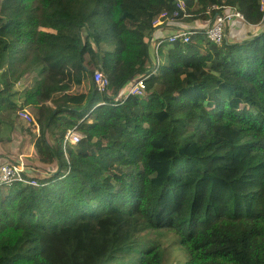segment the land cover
<instances>
[{"label": "trees", "instance_id": "trees-1", "mask_svg": "<svg viewBox=\"0 0 264 264\" xmlns=\"http://www.w3.org/2000/svg\"><path fill=\"white\" fill-rule=\"evenodd\" d=\"M221 5L260 31L163 42L143 94L120 97L153 69L145 41L172 0H0V144L19 119L6 111L39 105L24 164L42 166L36 186L0 190V264H167L168 236L183 264H264V17L259 0H186L187 17L208 23ZM72 52L67 69L85 81L101 62L109 86L41 104L71 88L47 64ZM71 130L82 138L64 146Z\"/></svg>", "mask_w": 264, "mask_h": 264}, {"label": "built area", "instance_id": "built-area-1", "mask_svg": "<svg viewBox=\"0 0 264 264\" xmlns=\"http://www.w3.org/2000/svg\"><path fill=\"white\" fill-rule=\"evenodd\" d=\"M260 2V11L264 17V0H259ZM172 6L174 8L172 16H169L166 11H162L152 20V28H158L162 25H165L167 22L185 19L187 17V7H186V0H172ZM211 9H217L216 7H211ZM210 9H207V13ZM239 19L243 20L242 16L234 11V10H227L223 11L220 14H215L213 18L208 21V27L205 31L201 34L204 39L210 43L215 45H220L222 43L224 32L226 29L227 24L233 20ZM195 35L193 31L187 32H179L175 33L172 36L168 37L166 41L169 44L176 43L177 41L181 43H189L191 41V37ZM163 41H159L156 46L161 45ZM145 44L147 47L150 45V41L146 40ZM154 47V50H157V47ZM160 65L159 57L156 53H154V61H153V69L151 70L149 75L142 79H138L132 84H130L126 90V96H135V95H142L145 89L144 80L148 78L150 75L156 73L158 67ZM90 81L93 85H95L97 91L102 93L106 90L109 86L108 78L102 72L101 69L96 70L90 76ZM38 108L39 105H31L24 109H19L15 111V116L18 117L20 120L25 122L26 124H31L37 126L38 122ZM81 139V136L75 133L73 130L67 131L64 135V144H77ZM18 162L12 163H5L0 165V190L4 188L10 187L14 183H20L22 185H31L36 186L37 183L33 179H28L24 177L25 174L24 164L21 159H18Z\"/></svg>", "mask_w": 264, "mask_h": 264}, {"label": "rangeland", "instance_id": "rangeland-1", "mask_svg": "<svg viewBox=\"0 0 264 264\" xmlns=\"http://www.w3.org/2000/svg\"><path fill=\"white\" fill-rule=\"evenodd\" d=\"M181 20H183V19H181ZM207 27H208V24H206L205 28H203V29L205 30ZM259 31H260L259 27L257 28V31H255V32L252 29H249V33L244 39L248 38L249 36H252L254 33H258ZM229 38H233V36L231 34H229ZM154 53H155V51L153 50V52H152L153 56H154ZM61 57L62 56L58 55L54 60H52V59L50 60L49 65L47 64L48 73L50 75H54V79L56 81H58V83H55V82H53V83L56 84L57 86L62 85L60 87H66L68 84L71 85V87L73 86L68 91H66L64 93V95L72 94V95H75V96L81 98L80 96L82 94H85V92H87L91 88L89 78L87 76V79H85V81H84L83 79H84V77H86L85 73H83L81 71L74 72L70 69H67V66H69L73 62H75L73 59V58H75V54L73 52L66 55L67 58H64V57L61 58ZM65 59H66L67 63L64 62ZM58 60H61V61H58ZM62 62H63V64H62ZM84 63L85 62H83V64ZM36 72H37V70H35V72H33L34 75L36 74ZM32 79H33V74H31L28 77V80L26 83L30 84L32 82ZM82 81H84V82H82ZM19 87H20V83L17 84V88H19ZM123 93L124 92H122L120 94V95H122V97L124 96ZM16 104H19V103H16ZM6 112H8V111H6ZM7 115L8 114H5L4 117H6ZM2 118L3 117H1V119ZM29 125L30 124H26L25 122H23L20 119H17L16 123L14 122V127H13L12 133L10 135V142L9 143L5 142L4 144H0V155H1L0 156V165L7 163V159H10L13 161H16V159H17L16 162H18L19 161L18 157L25 155V154H22L23 152L21 151V149L25 145H26V147L24 149L26 152H28V154H26L25 157L30 156L29 152L31 150H30V148H28V144H30L33 139L35 140V136H34V133L32 130H35L37 128L32 126V125L31 126H29ZM75 133H77V132L75 131ZM37 134H38V132H37ZM77 134L80 135L79 133H77ZM23 159L25 160L26 158H23ZM23 159H21L22 162H23ZM30 161H31V168L28 169L24 166L25 174H23L28 179L31 177H34V174L32 172L34 170V168H35L34 172H37L40 170L39 168L42 167V166H39V163L37 160L30 159ZM239 188H242V187L237 186V185H233L231 188L226 189L225 194H232V199L235 198V196L236 197L239 195L242 196L243 198H241V199L237 197V205H238L237 207L241 210H246L250 207V203H249V201H247L246 192L239 190ZM222 201L229 209H231V207H233V201H231V199L225 198ZM171 239H173V238L168 236V237H165L161 240V242L164 244H170V247L168 250V254H169L170 258H168L167 264H183L184 263V255L177 248V246L175 244H173V240H171Z\"/></svg>", "mask_w": 264, "mask_h": 264}, {"label": "crops", "instance_id": "crops-1", "mask_svg": "<svg viewBox=\"0 0 264 264\" xmlns=\"http://www.w3.org/2000/svg\"><path fill=\"white\" fill-rule=\"evenodd\" d=\"M221 8L219 9V11L222 10V8H225L224 11H227L228 9L224 6V5H221L220 6ZM192 10V9H191ZM206 24H208L207 22L206 23H201V21H199L198 18H192V15H189L187 18L183 19V20H175V21H170V22H167L165 25H162L158 28H155L152 30V33L151 35H149L150 37L147 39L150 41V45L148 46V56H149V63L147 64L146 68L148 69V71H150V69L152 68V65H153V61H154V56L152 54L153 50H154V47L156 46V44L159 42V41H163V42H167L166 39L170 36H172L173 34L175 33H179V32H187V31H203L206 26ZM140 26H144L145 25V22H141L139 24ZM259 26H255V25H248L246 23H244V21L242 20H239V19H233L231 20L227 26H226V29H225V39L228 40L229 42L231 43H235V42H241L242 40H244V38L248 35L249 33V29H252L254 32L257 31V28ZM260 28V27H259ZM229 34H231L233 36V38H229ZM255 34V33H254ZM124 42L125 44L128 43V40H127V37L124 38ZM162 42V43H163ZM157 49H159L160 45L156 46ZM155 51V50H154ZM164 52V51H163ZM156 53V52H155ZM59 61V60H58ZM159 61H160V65L165 61L164 57H159ZM117 61L114 62V64H116ZM85 69H88L86 66H84ZM98 68L102 69V71L106 72V68H104V65L103 63H99L98 65ZM88 78H89V81H90V76L89 74H87ZM135 80V79H134ZM134 80H130L128 81L125 85H124V88L121 90L120 94L122 92L125 93V91L127 90L128 86L134 82ZM91 85V84H90ZM73 87V86H72ZM71 87V88H72ZM70 89V88H69ZM69 89L65 90V91H62V92H58V93H54V94H48L44 91H42L45 96L42 98V101H41V104H46V103H49L50 100L52 99H57L61 96H66L64 95V93L66 91H68ZM87 92H85V94H82L80 97H84L86 95ZM123 93V95H124ZM67 95H72V94H67ZM72 96H75V95H72ZM122 95H120L121 97ZM77 97V96H76ZM79 98V97H78ZM34 101V100H33ZM21 105V103L19 104H15L13 106L12 109L8 110V112H6L7 114H10L12 115V118H14L13 116V112L17 109V107ZM33 133H34V136L36 137L37 136V132H38V127L37 129L35 130H32ZM34 142V139L31 141L30 144H28V148H30V152H29V155L32 153V144ZM26 147V145L22 148V150H24V148ZM28 153V152H27ZM29 156H26L25 155H22V156H19L18 159H23V158H27ZM23 162H24V159H23ZM25 163V162H24ZM23 163V164H24ZM25 166V164H24Z\"/></svg>", "mask_w": 264, "mask_h": 264}, {"label": "bare ground", "instance_id": "bare-ground-1", "mask_svg": "<svg viewBox=\"0 0 264 264\" xmlns=\"http://www.w3.org/2000/svg\"><path fill=\"white\" fill-rule=\"evenodd\" d=\"M243 21V20H242ZM207 29V28H206ZM205 29V30H206ZM205 30H203V31H205ZM203 31H200L201 33L203 32ZM193 32H195V33H197V31H193ZM224 35H225V32H224ZM225 39V36L223 37V40ZM222 40V41H223ZM156 52V51H155ZM97 70H99V69H97ZM94 71H96V70H94ZM93 71V72H94ZM144 78V77H143ZM74 131V130H73ZM75 132V131H74ZM81 136V135H80ZM82 138V137H81ZM81 140V139H80ZM63 145L65 146V145H76V144H69V143H67V144H64V138H63ZM4 189H6V188H4ZM3 190V189H2Z\"/></svg>", "mask_w": 264, "mask_h": 264}]
</instances>
